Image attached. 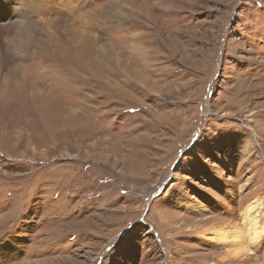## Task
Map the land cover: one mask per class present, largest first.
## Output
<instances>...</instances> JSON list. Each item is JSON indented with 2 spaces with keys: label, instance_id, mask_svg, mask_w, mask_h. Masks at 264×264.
I'll list each match as a JSON object with an SVG mask.
<instances>
[{
  "label": "rangeland",
  "instance_id": "1",
  "mask_svg": "<svg viewBox=\"0 0 264 264\" xmlns=\"http://www.w3.org/2000/svg\"><path fill=\"white\" fill-rule=\"evenodd\" d=\"M252 260L264 0H0V264Z\"/></svg>",
  "mask_w": 264,
  "mask_h": 264
},
{
  "label": "bare ground",
  "instance_id": "2",
  "mask_svg": "<svg viewBox=\"0 0 264 264\" xmlns=\"http://www.w3.org/2000/svg\"><path fill=\"white\" fill-rule=\"evenodd\" d=\"M95 19V18H94ZM89 24V23H88ZM90 25L91 22H90ZM73 40V39H72ZM44 105H42L43 107ZM23 110V108H22ZM252 147V142L250 141L247 145L246 148ZM258 202L255 204H248L247 207L244 210L245 213V219L243 220V226H244V234L246 232V239H239L238 233L234 234V242L236 245L240 248H243V245H246L245 251H240L236 252L234 251L233 254L231 255V258L229 260H235V259H240L241 257H247L250 255L249 253V248L255 245L258 242V239H260V235H262V230H259L258 224H257V218L256 216H251V213L256 210ZM213 237L212 236H207L208 241H213V240H219V245H223L225 242L228 241V232L227 231H218V232H213ZM248 240V241H247ZM247 254V255H246ZM252 264H257L255 260H252Z\"/></svg>",
  "mask_w": 264,
  "mask_h": 264
}]
</instances>
